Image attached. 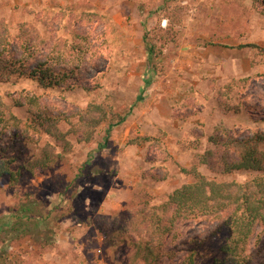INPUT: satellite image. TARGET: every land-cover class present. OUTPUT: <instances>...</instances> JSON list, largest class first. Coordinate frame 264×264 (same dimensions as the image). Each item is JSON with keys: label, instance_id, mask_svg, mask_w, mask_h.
<instances>
[{"label": "rangeland", "instance_id": "374dc122", "mask_svg": "<svg viewBox=\"0 0 264 264\" xmlns=\"http://www.w3.org/2000/svg\"><path fill=\"white\" fill-rule=\"evenodd\" d=\"M263 9L264 0H0V49L72 72L86 89L0 80V149L15 157L13 171L34 163L47 145L59 146L34 126L36 117L61 116L58 128L70 145L49 168L24 171L14 187L0 179V222L20 200L39 205L42 217L26 238H8L5 248L18 264H133L110 231L193 182L181 168L217 182L253 177L210 175L198 156L211 149L212 134L264 131V55L237 48H264ZM145 36L159 51L153 65ZM92 105L107 119L87 129L81 117ZM214 228L206 216L178 220L164 250L171 258L156 264H179L191 248L195 264L223 260L226 234L213 236ZM243 254L264 264V225Z\"/></svg>", "mask_w": 264, "mask_h": 264}, {"label": "trees", "instance_id": "16d2710c", "mask_svg": "<svg viewBox=\"0 0 264 264\" xmlns=\"http://www.w3.org/2000/svg\"><path fill=\"white\" fill-rule=\"evenodd\" d=\"M167 7H163L165 12ZM264 15V9L262 10ZM154 30L153 32H155ZM144 38L148 63L153 65V57L157 56L158 48L154 38ZM238 49L249 48L264 55V48L255 44L238 46ZM22 55V54H20ZM43 62L30 65L21 56H9L6 50L0 49V80L11 77L23 78L34 83L41 89H60L63 91L75 88L84 89L72 72L56 73L45 66ZM156 69V66H152ZM94 112L96 116L89 115ZM13 117V116H12ZM61 116L36 117L32 123L42 127V132L53 139L59 146H49L34 163L24 168L12 170L16 159L0 149V179L7 177L11 187L16 186L23 179V172L32 175L35 169L45 170L52 166L62 153L68 152L70 145L67 134L61 133L58 123ZM16 120L14 117L12 118ZM82 127L94 129L107 119V113L99 106L92 105L81 117ZM125 120L121 119L120 124ZM117 125V124H116ZM115 126V125H114ZM113 126L110 125L109 129ZM73 134L78 133L75 126ZM82 130L86 143L89 142V132ZM146 141V140H145ZM211 149L198 156L199 167H204L210 175L227 177L234 173L245 172L253 177L242 183L217 182L201 174L196 168L181 172L190 174L193 182L182 185L172 192L168 201L161 206L144 208L134 211L118 229H111L113 242L120 243L129 250V261L133 264H156L162 257L171 258L168 241L173 235V227L180 219L206 216L215 223L212 235L224 232L226 234L221 251L223 260H216L212 264H250L243 254L256 226L264 225V131L247 134L215 133L209 137ZM61 148L60 153L56 149ZM163 181L166 176L156 178ZM39 207L29 201H19L15 211L0 222V264H18L17 254L8 252L5 244L10 236L17 239L26 238L28 233L42 222ZM39 210V209H38ZM35 216H32L34 215ZM100 231L103 228H98ZM45 242L48 241L41 239ZM114 243V244H115ZM43 247L44 245L41 244ZM196 248L185 253L179 264H195Z\"/></svg>", "mask_w": 264, "mask_h": 264}]
</instances>
